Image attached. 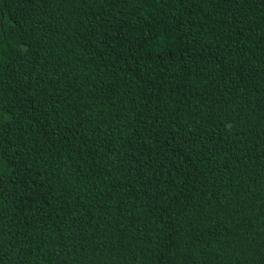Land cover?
I'll use <instances>...</instances> for the list:
<instances>
[{
    "label": "trees",
    "instance_id": "1",
    "mask_svg": "<svg viewBox=\"0 0 264 264\" xmlns=\"http://www.w3.org/2000/svg\"><path fill=\"white\" fill-rule=\"evenodd\" d=\"M0 264H264V0H0Z\"/></svg>",
    "mask_w": 264,
    "mask_h": 264
}]
</instances>
